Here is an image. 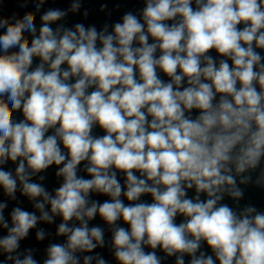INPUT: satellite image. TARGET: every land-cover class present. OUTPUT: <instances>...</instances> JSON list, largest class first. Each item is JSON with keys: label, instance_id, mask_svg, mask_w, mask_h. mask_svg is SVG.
Masks as SVG:
<instances>
[{"label": "clouds", "instance_id": "1", "mask_svg": "<svg viewBox=\"0 0 264 264\" xmlns=\"http://www.w3.org/2000/svg\"><path fill=\"white\" fill-rule=\"evenodd\" d=\"M5 2L0 191L11 200L20 191L36 211L14 207L9 221L0 201V264H41L21 242L57 216L64 242L49 243L42 264H109L96 251L105 230L89 226L97 216L116 264H264V212L223 203L239 206L240 185L264 188V0H143L111 31L53 27L81 0L45 11L38 29L46 0H17L35 3L23 16L3 15ZM82 163L90 178L78 174ZM53 166L54 195L33 179Z\"/></svg>", "mask_w": 264, "mask_h": 264}, {"label": "water", "instance_id": "2", "mask_svg": "<svg viewBox=\"0 0 264 264\" xmlns=\"http://www.w3.org/2000/svg\"><path fill=\"white\" fill-rule=\"evenodd\" d=\"M72 0H46L44 5L41 7L39 12H36L35 3H29L27 7L21 8L19 6V3L17 0H6V2L3 4V15L10 16L13 13H17L19 16H23L25 12L32 11L36 12L37 14V29L40 26L39 16L42 15L45 11H47L50 8H57L61 10H68L71 6ZM106 5V9L104 11H101L102 6ZM144 7L143 0H81V8L78 12L72 13L69 12L68 16L62 20L56 22V24H53V27H56L57 24H64L66 27H73L76 23H83L85 26H91L95 25L97 29H101L105 24L109 25V31H111V26L116 22H122V17L126 12H133L134 14L139 15L141 10ZM88 11V16L85 18L83 16L84 11ZM2 31V30H0ZM151 42V38H150ZM258 52L261 53L262 56H264V50L257 49ZM158 55V53H157ZM211 55L216 57L217 59H220V57L217 55L215 50H211ZM38 63V58L34 60V65ZM229 63H231L229 61ZM161 78L164 80H168L166 76H164L163 73H160ZM95 135H103V130L99 129L97 126L94 129ZM8 169L13 170L15 168L14 164H9ZM56 168L55 166L50 167L48 170H46L44 173H41L39 175H44L45 179L43 181L38 180V176L34 177V181L40 182L43 184V186L54 195V190L59 187L60 183L62 182L61 179L57 178L55 176ZM79 175L84 176L85 178H90L87 176L86 172L83 169V163L79 166ZM138 174V173H137ZM259 175V169L256 173H253V181H255L256 177ZM118 178L121 180V183H124V177L122 173H118ZM239 180V178H238ZM240 187L244 191L243 198L239 201V206L235 204V202L229 198L225 197L223 203L228 204L229 206H232L237 211L243 209L246 205H252L257 208L258 211L264 212V188H261L257 186L255 183H250L248 185H240ZM189 195H193L192 192H189ZM91 200H97L100 203H103L105 200L110 199L107 196L92 193L90 196ZM121 199L124 200V202L127 204L128 201L125 197H121ZM141 200L151 202L150 196H144L141 197ZM0 201L6 202L8 204L7 209L5 210V217L9 219L10 221V213L11 210L14 207H21L24 210L27 211H36L33 207V202L29 201L26 197H24L20 191H17L16 193V200H11L9 197H7L5 194H3L2 191H0ZM50 208V205L47 206ZM37 215H39V212H36ZM183 220L182 216H177L176 222L180 223ZM62 222V218L57 216L55 218L54 223L48 224L46 222H39L36 226V229L30 230L29 236L21 242V250L25 248H33L36 249L35 257L38 261L41 262L43 259L46 258V248L49 243H57V242H64L63 237H57L56 236V229L59 223ZM70 223L77 224L79 222L72 221ZM120 224V226L127 228L128 225L124 224L121 221L117 222ZM89 226H99L105 230V241L106 246L101 249L97 248L96 251L99 252L104 258L109 262V264H116L114 260V256L112 254V251L110 250V242H111V232L108 229V226L105 224V222L97 216L94 220L89 222ZM39 229H43L46 233V237L43 241H37L36 239V231ZM6 235V230L0 229V236ZM147 251H150L151 249H146ZM202 250L207 251L209 255H211V250L207 248L206 244ZM157 254L161 257L164 256V253L157 250ZM188 257H185V261L187 264ZM164 264H175V257L167 258L164 260ZM218 264V261H217Z\"/></svg>", "mask_w": 264, "mask_h": 264}]
</instances>
